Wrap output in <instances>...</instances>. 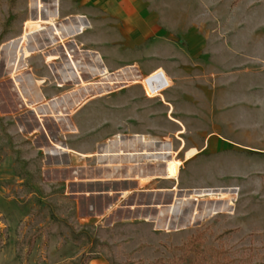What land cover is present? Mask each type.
<instances>
[{"label": "rangeland", "instance_id": "obj_1", "mask_svg": "<svg viewBox=\"0 0 264 264\" xmlns=\"http://www.w3.org/2000/svg\"><path fill=\"white\" fill-rule=\"evenodd\" d=\"M148 7L175 48H204L207 93L190 83L158 97L142 79L154 60L134 65L149 44L115 47L121 68L110 73L98 55L90 65L88 46L75 45L85 22L68 19L81 13L76 0H0V264H264V178L243 182L234 157L201 150L211 133L258 137L245 99L264 72V0ZM89 19L86 34L120 32L103 10ZM67 149L70 161L49 160Z\"/></svg>", "mask_w": 264, "mask_h": 264}, {"label": "crops", "instance_id": "obj_2", "mask_svg": "<svg viewBox=\"0 0 264 264\" xmlns=\"http://www.w3.org/2000/svg\"><path fill=\"white\" fill-rule=\"evenodd\" d=\"M155 3L156 0H76V4L81 8V13L75 15L76 17H68V19L73 18L72 20L74 21L76 18H83L85 28L77 35L83 38L79 39L75 45L77 47L79 45L82 47L88 46L86 49L79 52L86 57L90 65L93 64L91 59L93 60V58L98 55L102 61V65L104 64V68L110 73L112 70L121 68V66H116L114 64L115 60H110V53L112 50L114 51L115 47L120 46L123 47L122 50L124 51H132L136 46L142 47L149 44L146 50L140 51L141 54L142 52L144 54L142 55L144 57L142 61H136L134 63L135 67L139 69L142 66L141 62H144L147 59L154 60L151 72L145 77L160 70V73H165L167 76V84L170 86L168 90L175 86L181 89L180 87L183 86L184 88V86L192 83L197 87L198 91L204 90L207 93L209 91L208 85L200 80L202 79L201 76H204L210 67V64L213 62L209 60V57H204V60L200 58L204 48H191L188 51L175 48L178 45L175 41L169 38L164 26H160L157 23V20H152L149 16L148 6ZM59 4H61V0H59ZM58 7H60V5H58ZM97 10H103L109 16L115 17L119 20L120 24L118 28H120V32L117 33L114 29L111 33L108 31H101L98 33L86 34L87 28H93L95 25L89 19V16ZM43 38L39 39L38 42H47L48 38L46 36ZM60 44L61 47L65 45L64 43ZM55 61L57 65L58 60ZM260 68L256 70L257 81L253 79L252 85L246 89L248 93H251V96H245H249L250 100H245L250 102L251 105L248 106H251L252 116H255V119L253 118L251 130L254 131L255 134L258 133V137L255 136L251 139L247 136L245 137L243 131L247 129L243 128L236 131V134L242 132L243 136L241 137L240 135H237L236 138L238 137V141L232 143L224 138L221 133L220 135H213L210 137L214 134L211 133L206 136L205 144L201 149L204 153L209 152L211 155L219 153L220 155L234 157L236 160L237 178L241 179L243 182L248 178H251L252 180L257 179L256 184L258 187H262L260 182L263 181L262 179L264 178V72L259 71ZM157 89H160V87ZM245 104L247 103L243 102V106ZM206 113L205 117H207V123H209V114ZM243 114L246 115L247 113L243 112ZM33 118L36 120L34 114ZM51 123L56 128V122L53 120ZM219 124L231 127L229 121L222 118L220 119ZM180 125L181 129L185 131L186 127L184 124L180 123ZM182 130H179L178 133L182 134ZM41 138L49 145H51L52 140H54L51 133L48 137L43 132L40 139ZM193 148L197 150L199 149V147L196 146ZM231 151L236 152L230 153ZM199 153L198 150V154ZM48 157L49 160H54V164H60L71 160L69 149H67V152H57L55 155H48ZM195 157L189 160H194ZM185 160L188 161V159ZM59 170L60 168H56L53 170V173L59 172ZM91 264L97 263L93 260Z\"/></svg>", "mask_w": 264, "mask_h": 264}, {"label": "water", "instance_id": "obj_3", "mask_svg": "<svg viewBox=\"0 0 264 264\" xmlns=\"http://www.w3.org/2000/svg\"><path fill=\"white\" fill-rule=\"evenodd\" d=\"M54 9H56V12H57V15H58V9H57V7L55 6V8ZM35 10H36V13H37V20H39V10H38V8L36 7L35 8ZM82 32V30H80L79 31V33H81ZM71 39V38H70ZM16 42H17V46L19 47L21 44H22V37L21 38H19V39H17V40H15ZM70 42H72V41H70ZM47 45L48 46H51V44H50V40L49 39H47ZM43 48H45V45H43V43H41V50L43 49ZM62 48L64 49V47L62 46ZM64 55L66 56V58H67V63H71L70 62V60H69V58H68V55L66 54V52L64 51ZM24 60L25 59H23V62H24ZM22 62V63H23ZM25 65V64H24ZM4 69H6V67H4ZM11 72V74H12V70L10 71ZM107 73H105V75H106ZM28 75H30L31 76V78L34 80V81H36L35 79H34V76L31 74V72H28ZM11 81H13V79L11 78ZM76 81H78V82H80V78H77L76 79ZM42 94V93H41ZM43 96V95H42ZM54 99H52V100H50V101H53ZM25 105V104H24ZM43 104H42V102H39V103H37V105L36 106H42ZM31 112L36 116V113H35V110H31ZM70 116H71V113H66L65 114V117L67 118V119H69L70 120ZM50 117L56 122V123H60L61 124V122L63 121V117L62 116H60L59 115V113H57L55 116H53V115H50ZM39 124V123H38ZM40 126V128H41V125H39ZM42 129V128H41ZM65 130H67L66 128H65ZM68 131V130H67ZM142 140H143V138H142ZM142 154V153H141ZM127 155H129V154H127ZM143 156V155H142ZM164 166H165V164H164ZM175 201H174V199H172V201H171V205L170 206H172V204L174 203ZM194 202H197V201H194ZM194 206H195V204H194ZM194 210H195V207H193V213H194Z\"/></svg>", "mask_w": 264, "mask_h": 264}, {"label": "built area", "instance_id": "obj_4", "mask_svg": "<svg viewBox=\"0 0 264 264\" xmlns=\"http://www.w3.org/2000/svg\"><path fill=\"white\" fill-rule=\"evenodd\" d=\"M142 79H147V80H150L151 81V87L153 89H156L158 87H160V95L158 97L162 98L163 94L170 88V86H168L167 84V76L165 73H160V70L154 72L153 74L149 75L148 77H145ZM143 86L145 92H146V89H145V86L144 84H140ZM146 95L148 96L147 92H146ZM149 97V96H148Z\"/></svg>", "mask_w": 264, "mask_h": 264}, {"label": "trees", "instance_id": "obj_5", "mask_svg": "<svg viewBox=\"0 0 264 264\" xmlns=\"http://www.w3.org/2000/svg\"><path fill=\"white\" fill-rule=\"evenodd\" d=\"M92 258H88L86 264H90L92 262ZM111 264H117V263H111ZM155 264H164L162 260H158Z\"/></svg>", "mask_w": 264, "mask_h": 264}, {"label": "flooded vegetation", "instance_id": "obj_6", "mask_svg": "<svg viewBox=\"0 0 264 264\" xmlns=\"http://www.w3.org/2000/svg\"><path fill=\"white\" fill-rule=\"evenodd\" d=\"M122 156V155H121ZM121 156H119V157H121ZM124 157H129V155H127V156H124ZM126 160H128V159H126ZM135 160H137V159H135Z\"/></svg>", "mask_w": 264, "mask_h": 264}]
</instances>
